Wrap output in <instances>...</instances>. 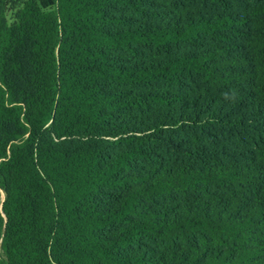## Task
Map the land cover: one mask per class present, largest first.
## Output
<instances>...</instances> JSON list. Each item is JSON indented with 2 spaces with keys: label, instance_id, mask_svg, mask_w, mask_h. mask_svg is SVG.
I'll return each instance as SVG.
<instances>
[{
  "label": "trees",
  "instance_id": "obj_1",
  "mask_svg": "<svg viewBox=\"0 0 264 264\" xmlns=\"http://www.w3.org/2000/svg\"><path fill=\"white\" fill-rule=\"evenodd\" d=\"M1 194L6 264H264V0H0Z\"/></svg>",
  "mask_w": 264,
  "mask_h": 264
},
{
  "label": "rangeland",
  "instance_id": "obj_2",
  "mask_svg": "<svg viewBox=\"0 0 264 264\" xmlns=\"http://www.w3.org/2000/svg\"><path fill=\"white\" fill-rule=\"evenodd\" d=\"M9 9V8H8ZM7 15L10 17V15H11V12L10 11H8L7 12ZM1 203H2V194H1V197H0V208H1ZM1 215H2V213H1ZM3 216V215H2ZM3 219H4V216H3ZM4 226H5V219H4ZM5 233H6V229H5ZM5 233H3V237H4V235H5ZM2 237V238H3ZM1 238V239H2ZM0 264H6V262H5V260H4V258H3V256L2 257H0Z\"/></svg>",
  "mask_w": 264,
  "mask_h": 264
},
{
  "label": "water",
  "instance_id": "obj_3",
  "mask_svg": "<svg viewBox=\"0 0 264 264\" xmlns=\"http://www.w3.org/2000/svg\"><path fill=\"white\" fill-rule=\"evenodd\" d=\"M4 194V193H3ZM5 195V194H4ZM5 197H6V195H5ZM6 200H7V198H6ZM3 215V214H2ZM5 229H6V226H5ZM6 231H7V229H6Z\"/></svg>",
  "mask_w": 264,
  "mask_h": 264
}]
</instances>
